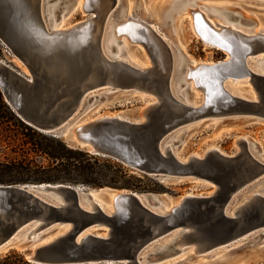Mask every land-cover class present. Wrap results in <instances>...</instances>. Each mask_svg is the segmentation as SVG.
I'll return each instance as SVG.
<instances>
[{"label": "water", "instance_id": "95a60500", "mask_svg": "<svg viewBox=\"0 0 264 264\" xmlns=\"http://www.w3.org/2000/svg\"><path fill=\"white\" fill-rule=\"evenodd\" d=\"M50 1L0 0V41L26 69L21 72L0 65V93L11 111L41 132L114 158L156 180L192 178L211 184L212 189L205 195L183 194L170 210L160 213L151 207L157 202L146 193L113 190L106 206L99 205L92 197V188L83 185L0 183V247L23 237L26 231L24 239L30 250L24 257L33 264H148L157 259L142 253L149 244L167 256L188 243H194V251L209 252L244 235L256 232L252 238L262 237V194L253 193L245 205L228 211L234 196L264 176V161L247 151L243 138L235 140L237 149L230 154L210 148L201 156L189 154L184 161L162 142L186 123L204 117L264 120V74L249 71L245 60L264 54V37L247 38L236 29L216 25L228 34L224 35L193 11L194 33L226 57L198 62L187 73L205 95L203 104L191 107L181 101V96L179 100L172 94L189 91L178 82L182 67H173L168 46L143 22L127 15L114 19L113 25L119 34L130 27L153 34L158 48L150 54L148 66L139 69L104 55L105 21L115 0H84L80 10L88 17L49 30L45 11ZM73 3L62 0L59 5L66 6L67 12ZM222 10L229 20L246 24L236 12ZM44 27L51 33L45 34ZM115 37L118 43V34ZM137 40L144 43L143 36ZM244 72L252 78L255 100L229 95L220 86L225 75ZM114 93H140L152 98L140 108L139 119L113 113L78 118ZM33 223L37 224L27 230ZM178 228L185 230L180 239L159 245ZM38 229L43 230L37 237L58 230L48 240L32 244V233ZM217 244L219 247H214Z\"/></svg>", "mask_w": 264, "mask_h": 264}, {"label": "rangeland", "instance_id": "374dc122", "mask_svg": "<svg viewBox=\"0 0 264 264\" xmlns=\"http://www.w3.org/2000/svg\"><path fill=\"white\" fill-rule=\"evenodd\" d=\"M51 1L52 2L49 4L53 5L58 0ZM191 1L192 2H190V0H115L114 7L109 12V18H111L110 20L112 23L109 24L108 32L110 34L109 30L113 25L114 19H122L123 17L129 15L130 17L143 22L145 25H148L166 46L172 47L170 48L173 53L176 57L182 59V61L184 60L182 65L187 67V65H189L188 61L191 65H193L192 63L195 64V62L216 61L223 59L225 54L220 49L202 41L194 33L191 15L188 12L181 13L179 10L183 3L189 2L191 7L205 3L210 6L204 9L209 18L219 22H227V19L228 22H233L234 25L247 28V30H264V0ZM212 6L217 8H213ZM221 7H226L228 10L236 12L242 19H244V21H246V24L244 25L239 21L235 22L229 20L226 13H222L224 14L222 15L219 12V10L222 9ZM58 8L59 7H56L54 9L55 14H58L57 16L62 15L66 11V9L62 8L60 11H56ZM129 11L130 14H128ZM164 13H166L165 16ZM88 16L89 14L83 13L79 7H75V9L69 11L67 17L64 19V23L62 24H70ZM260 20H263V24L260 23ZM260 24L262 26H260ZM48 26L49 28L51 27L50 24ZM127 45V54L129 53L133 56V59L142 60V45L140 43H129L128 41ZM251 58H249V60ZM0 65H5L21 72H26L25 67L19 59H17L16 56L1 42ZM249 66L256 71L264 73V68L253 67V62H250ZM182 69L179 73L180 75L184 74ZM246 79L247 82H245ZM179 81L183 83L182 88L185 86L188 87L189 91L186 93H188L187 95L191 94V98L194 101L198 103L202 99L203 94L200 93L201 91L199 89H196L192 85L188 86L187 83L182 81V79H179ZM233 82H235L234 84L238 85L242 89L243 94L255 98L249 75H245L238 81L235 80L232 81V83ZM151 98V95L140 93H114L110 95L108 100L105 99L97 105L93 104L88 107L78 118L84 119L86 117H93L103 113H121L126 116L134 117L138 115V111L142 105H146V102L148 103ZM183 129L181 128L176 131V134L174 133L176 136L173 135L174 139L172 138L175 141L172 146L175 148V152L178 153L179 158L183 160H185L189 154L195 153V155L201 156L207 149L210 148H216L223 153L230 154L237 149L235 140L239 137L243 138L246 142L250 140L249 144L251 146V150L258 157L264 160V120H252L249 117L240 116L218 117L217 119L206 120L204 117L188 124V126H185ZM1 148L2 147L0 146V156L2 155ZM128 174L131 175L129 180L134 188H113L108 186L88 188L94 189L98 196L103 200L108 198L110 192L119 189L130 190L137 193H146L150 195L151 199L158 202L152 205L153 208H157L159 204L164 208L165 204L174 205L183 194L205 195L212 189L211 184L192 178H182L179 180H156L152 176L132 170L129 167ZM255 190H260V192H263L264 194V178L262 181L255 183L247 189H242L238 197L234 196L229 204V209L236 202V200L239 204H241V202H243L241 200H243L242 198L244 194H250L249 196H251ZM105 200L104 202H106ZM41 230L43 229H40L37 232H41ZM57 230L58 229H53L51 231L48 230L42 235L46 236L56 232ZM255 233L241 236L238 240L232 241L224 247L213 249L209 252L204 251L194 253L191 251V248L194 245H184L187 249L181 250L180 253L163 256V254H165L163 251H156L154 250V245L149 244L143 249L142 253H148L147 258H157L155 259L154 264H264V235L260 238L257 236L252 238ZM22 236L24 235L22 234ZM170 238L171 234L165 238L163 237L161 240L166 241ZM28 245L29 244L26 239L17 237L1 246L0 264H16L18 263V256L26 261L24 254L30 250ZM188 246L190 247L188 248ZM106 264L120 263L115 262Z\"/></svg>", "mask_w": 264, "mask_h": 264}, {"label": "trees", "instance_id": "16d2710c", "mask_svg": "<svg viewBox=\"0 0 264 264\" xmlns=\"http://www.w3.org/2000/svg\"><path fill=\"white\" fill-rule=\"evenodd\" d=\"M0 107V183L134 188L128 167L120 161L35 129L17 117L1 95ZM17 259L16 264H33Z\"/></svg>", "mask_w": 264, "mask_h": 264}, {"label": "bare ground", "instance_id": "6f19581e", "mask_svg": "<svg viewBox=\"0 0 264 264\" xmlns=\"http://www.w3.org/2000/svg\"><path fill=\"white\" fill-rule=\"evenodd\" d=\"M62 0H58L55 4H53V5H51V4H49L50 2H52V1H50L48 4H46V18L48 19V21H46L45 22V24L47 25V27H49L48 25L50 24L51 25V27L49 28V30L50 29H60V28H62L63 27V25L64 26H68L69 24H62V23H64V19L67 17V15H68V13H69V11H72L73 9H75V7H79V8H81V6L84 4V0H74V3H73V6L71 7V9L69 10V11H65L62 15H60V16H57L56 14H55V8L56 7H59V9H66V6H64V5H59V2H61ZM190 2H192L191 0H190ZM202 4V3H201ZM201 4H199L198 6H195V7H191L190 6V3L188 2H186V3H183L181 6H180V8H179V10H180V12L181 13H185V12H188L190 15H191V13L193 12V11H198L205 19H206V21L213 27V28H215V30H218V31H223V30H219L218 29V27L216 26V25H223L224 27L225 26H228V27H231L232 29H236V30H238V31H240V32H242V33H245L246 35H247V38L248 37H254V35L255 36H257V35H261V36H263L264 37V30H261V29H259V30H256V31H254V30H247V28H243V27H241V26H237V25H234L233 24V22H228V20L226 19V21L227 22H219V21H217V20H214V19H212V18H209V16L207 15V12H205V8H208V7H210L209 5H206L205 3H203L202 5ZM64 7V8H63ZM213 7V6H212ZM213 8H217V7H213ZM222 9H226V10H228L226 7H221ZM219 9V8H218ZM222 9H220L219 10V12L222 14V13H225V12H223L222 11ZM67 10V9H66ZM207 10V9H206ZM60 11V10H59ZM128 14H130V11H129V13ZM47 15H48V17H47ZM166 15V13H164V16ZM222 15H224V14H222ZM58 19H57V18ZM191 17H192V15H191ZM228 18V17H227ZM55 19V20H54ZM111 18H109V17H107L106 18V21H105V27H106V30H107V32L105 33V37H104V41H103V45H102V50H103V53H104V55H106V56H108V57H114V58H117V59H120V60H123V61H125V62H127V63H129V64H131V65H134V66H136V67H138L139 69L140 68H143V67H146V66H148V63H149V60H150V54L153 52V51H156V48H158V44H157V42H156V40H155V38H154V36H153V34L151 33V32H142V31H139V30H136L134 27H130V28H126V31L124 32V33H121V34H119L118 32H117V30H114V25H115V23H114V25H112V27H110L111 29L109 30L110 31V34H109V32H108V28H109V24L110 23H112V21L110 20ZM242 19V18H241ZM54 22V23H53ZM53 23V24H52ZM260 23L261 24H263V20H260ZM192 24H194L193 23V18H192ZM260 24V26H262ZM117 27V26H116ZM194 27V26H193ZM192 27V28H193ZM45 28V34H47L48 35V33H51V32H49L48 30H47V28L46 27H44ZM154 28V27H153ZM37 32V31H36ZM157 32V31H156ZM38 33V32H37ZM223 33H224V35H227L228 36V34L225 32V31H223ZM107 34H108V37H107ZM116 34H118V39H119V43H115V35ZM220 34H221V32H220ZM222 35V34H221ZM81 39H83L84 38V33H82L81 35ZM141 36H143V39H144V43H140V41L139 40H137V37L139 38V37H141ZM77 37H79V34L76 36V38ZM80 38V37H79ZM79 38H77V39H79ZM107 38V39H106ZM127 41L129 42V43H140L141 45H142V47H143V52H142V57H141V59L142 60H137V59H133V56H131L129 53L127 54V51H128V45H127ZM165 41H166V39H165ZM168 43V42H167ZM169 44V43H168ZM111 45H114V49H110V46ZM118 45H119V47H118ZM171 47V46H170ZM169 46H168V54H169V60L172 62V64H173V67H175V68H180V66H182L183 67V65H182V59H179V57H176V55L173 53V51L171 50V48H170ZM175 55V56H174ZM146 56V57H145ZM226 57V56H225ZM252 57V58H251ZM249 58H251L250 60H249ZM229 59V58H228ZM246 60V67L249 69V71H252V72H254V73H262V72H259V71H256V70H254V69H252L250 66H249V63L250 62H253V67H257V68H259V67H263L264 68V54H262L261 52L259 53V54H257L256 56H253V55H251L250 57H248V58H246L245 59ZM148 61V62H147ZM207 62V61H206ZM249 62V63H248ZM184 63V62H183ZM188 64L189 65H187V67H184L182 70H183V72H184V74H182V75H180V74H178V82H181V81H179V79L181 80L182 79V81L183 82H185V83H187V85L188 86H193V87H195L196 89H199L200 90V88H198L197 86H196V84H195V82H194V80L190 77V78H187V73H190L193 69H195L196 68V62H195V64L194 63H192L193 65H191L190 64V62L188 61ZM195 67V68H194ZM232 67L233 68H235V63H232ZM231 71V70H230ZM262 74H264V73H262ZM245 75H249L247 72H244V73H242V74H233V73H229V74H227V75H225L224 76V78L221 80V83H220V86H221V88L226 92V93H228L229 95H233V96H239V97H243V98H245V99H249V100H255V98H256V96H255V98H253V97H251V96H247V95H245V94H243V91H242V89L238 86V85H236V84H234L235 82H233L232 83V81H238L241 77H243V76H245ZM249 79H250V81H251V83H252V78L249 76ZM245 82H247V79L245 80ZM181 89V88H180ZM252 89H253V91H254V94H255V90H254V87H253V85H252ZM172 90V89H171ZM180 91V90H179ZM179 92H172V94L177 98V99H179L180 100V97L179 96H181V101H183V103H185V104H188V105H190L191 107H199L201 104H203V101H204V96L205 95H203V97H202V99L197 103L196 101H194L192 98H191V94L190 95H188V97H187V94L188 93H186V92H184V93H182V94H178ZM201 93V92H200ZM202 94H204V93H202ZM253 95V94H252ZM149 101H150V99H149ZM147 103V102H146ZM198 105V106H197ZM140 111V110H139ZM139 111H138V113H139ZM117 116H119V115H124V114H116ZM124 117H126V115H124ZM129 117V116H128ZM133 118V117H132ZM134 118H137V119H139V115H137V116H134ZM183 124V123H182ZM185 126H188V123H186L185 124ZM178 131V130H177ZM176 132V130L174 131V132H171L170 134H169V136L165 139V140H163V142H162V145L163 146H165V145H167V148L169 149V150H171L172 151V153L174 154V156L177 158V159H179V161H184L183 159H181V158H179V155H178V153H176L175 152V148H173V146H172V144H171V141L174 139V137H173V135H174V133ZM176 134V133H175ZM174 136H176V135H174ZM173 138V139H172ZM248 140V139H247ZM174 141V140H173ZM245 141V140H244ZM249 141L250 140H248V142H246L245 141V148L247 149V151H249V153L251 154V155H253V156H255V157H258L252 150H251V146H250V144H249ZM193 155H195V153L193 154ZM196 156H200V155H196ZM260 158V157H259ZM261 159V158H260ZM262 161H264V160H262ZM263 178H264V176H263ZM262 178V179H263ZM262 179L260 180V181H262ZM259 182V181H258ZM254 185V184H253ZM252 186V185H251ZM250 187V186H249ZM241 192V191H240ZM253 193H260V194H262L263 196H264V194H263V192H260V190H255V192H253ZM253 193L251 194V196H249L250 194H244L243 195V200H241V201H243V202H241V204H239L238 202H237V200H236V202L231 206V208L229 209V213L230 212H232V210L233 209H235V208H237L238 206L239 207H241V206H243V205H245V203H247L250 199H251V197H252V195H253ZM91 194H92V197H93V199L99 204V205H102V204H105L106 206H108L109 205V202H110V199L112 198V196H113V192H110L109 193V196H108V198L105 200L106 202H104V200L103 199H101L99 196H98V194H97V192L94 190V189H92V191H91ZM240 195V194H239ZM248 196H249V198H248ZM244 198H245V200H244ZM157 202V201H156ZM158 203V202H157ZM152 208H153V206H151ZM173 207V205H168V204H165V208L164 207H162L160 204L157 206V208H155L158 212H160V213H163L164 211H167V210H170L171 208ZM37 223H33L27 230H29V229H31V228H33L35 225H36ZM59 228V227H58ZM65 228V227H64ZM39 230V229H38ZM38 230H36L35 232H33L32 234L33 235H35V237H34V239H33V241H32V244H37V243H41V242H44V241H46V240H48L50 237H52V235H54L56 232H53V233H51V234H48V235H46V236H44V235H41L40 237H37V231ZM42 231V230H41ZM185 230L184 229H175V230H173L170 234H171V238L169 239V240H166V241H162V240H160V244L159 245H162V244H164V243H173L175 240H178V239H180V237H181V234L184 232ZM26 232V231H25ZM25 232H23L22 234L24 235L25 234ZM32 234H30V235H32ZM170 234H168L167 236H169ZM167 236H165V237H167ZM31 237V236H30ZM164 237V238H165ZM19 238V237H18ZM22 238H24V236L22 237ZM189 245H194V243H188ZM181 245H183V244H181ZM176 246V245H175ZM177 246H180V245H177ZM219 247V244H217V245H214V247ZM190 246H188V248H189ZM195 245L191 248V251H193L194 253H200V252H204L205 250H202V251H194L195 250ZM185 249H187V248H185V247H183V246H180V248L179 249H177V251L176 252H174V253H180V251L181 250H185ZM207 250V249H206ZM146 252V251H145ZM144 253V252H143ZM173 254V253H172ZM155 262L153 261H151L150 263H148V264H154ZM169 264V263H168Z\"/></svg>", "mask_w": 264, "mask_h": 264}, {"label": "built area", "instance_id": "2783aa9c", "mask_svg": "<svg viewBox=\"0 0 264 264\" xmlns=\"http://www.w3.org/2000/svg\"><path fill=\"white\" fill-rule=\"evenodd\" d=\"M1 42V41H0ZM2 43V42H1ZM3 44V43H2ZM4 45V44H3ZM8 49V48H7ZM9 50V49H8ZM10 51V50H9Z\"/></svg>", "mask_w": 264, "mask_h": 264}]
</instances>
